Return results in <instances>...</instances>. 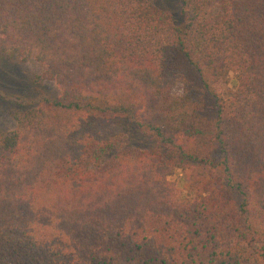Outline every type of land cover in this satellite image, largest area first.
<instances>
[{"label": "trees", "instance_id": "1", "mask_svg": "<svg viewBox=\"0 0 264 264\" xmlns=\"http://www.w3.org/2000/svg\"><path fill=\"white\" fill-rule=\"evenodd\" d=\"M167 1L0 0V264H264V0Z\"/></svg>", "mask_w": 264, "mask_h": 264}, {"label": "rangeland", "instance_id": "2", "mask_svg": "<svg viewBox=\"0 0 264 264\" xmlns=\"http://www.w3.org/2000/svg\"><path fill=\"white\" fill-rule=\"evenodd\" d=\"M170 8L177 7V0H168ZM42 68L32 60L19 61L13 55L0 54V135L10 133L14 128L12 111L19 105L28 107L43 98L56 95L55 85L51 80L42 78ZM215 88L224 96H228L234 86L232 75L227 73L218 80ZM174 93L180 91L179 87L172 89ZM19 104V105H18ZM132 132L133 144H142L139 136ZM168 180L172 182L176 190L184 197V174L179 170L174 171Z\"/></svg>", "mask_w": 264, "mask_h": 264}]
</instances>
